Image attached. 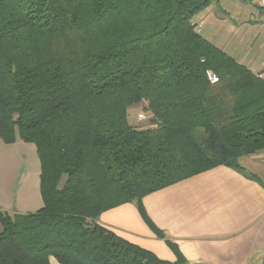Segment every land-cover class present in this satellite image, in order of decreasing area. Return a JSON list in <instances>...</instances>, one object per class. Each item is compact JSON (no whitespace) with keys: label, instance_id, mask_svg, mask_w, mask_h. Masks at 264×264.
Here are the masks:
<instances>
[{"label":"trees","instance_id":"obj_1","mask_svg":"<svg viewBox=\"0 0 264 264\" xmlns=\"http://www.w3.org/2000/svg\"><path fill=\"white\" fill-rule=\"evenodd\" d=\"M211 1L0 0V138L35 145L42 200L0 208V264L186 263L97 218L134 202L163 237L144 196L263 151L264 80L196 30Z\"/></svg>","mask_w":264,"mask_h":264},{"label":"crops","instance_id":"obj_2","mask_svg":"<svg viewBox=\"0 0 264 264\" xmlns=\"http://www.w3.org/2000/svg\"><path fill=\"white\" fill-rule=\"evenodd\" d=\"M202 37L232 56L215 37ZM232 57L253 72L264 70V61L247 54ZM239 164L246 173L218 165L144 196L145 216L163 237L134 202L103 211L97 222L162 260L173 262L180 254L185 264H264V158L259 152ZM49 262L59 264L53 257Z\"/></svg>","mask_w":264,"mask_h":264},{"label":"rangeland","instance_id":"obj_3","mask_svg":"<svg viewBox=\"0 0 264 264\" xmlns=\"http://www.w3.org/2000/svg\"><path fill=\"white\" fill-rule=\"evenodd\" d=\"M193 20L201 25L202 36L215 37V43L227 47L232 56L247 54L264 61V8L254 0H213ZM141 114L144 118L139 119ZM128 120L139 128L150 127L142 105L128 108ZM39 171L33 143L19 138L5 143L0 138V204L5 211L14 207L29 213L41 207Z\"/></svg>","mask_w":264,"mask_h":264},{"label":"built area","instance_id":"obj_4","mask_svg":"<svg viewBox=\"0 0 264 264\" xmlns=\"http://www.w3.org/2000/svg\"><path fill=\"white\" fill-rule=\"evenodd\" d=\"M255 4L258 5L260 8H264V0H254ZM198 26H196V30H197ZM259 77L262 78L264 80V70L258 73ZM208 77L212 82H215L217 80L216 76L211 73L208 72ZM139 119L144 118V116L141 114L138 116ZM262 157L264 158V149L263 151H261Z\"/></svg>","mask_w":264,"mask_h":264}]
</instances>
